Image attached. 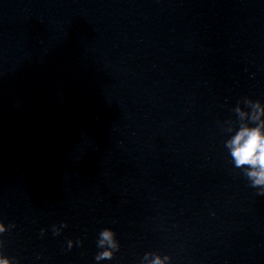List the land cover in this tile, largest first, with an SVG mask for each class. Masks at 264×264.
<instances>
[{"label": "water", "instance_id": "water-1", "mask_svg": "<svg viewBox=\"0 0 264 264\" xmlns=\"http://www.w3.org/2000/svg\"><path fill=\"white\" fill-rule=\"evenodd\" d=\"M249 98L264 102V0H0L6 254L264 264V195L224 146ZM103 227L120 248L97 262Z\"/></svg>", "mask_w": 264, "mask_h": 264}, {"label": "clouds", "instance_id": "clouds-1", "mask_svg": "<svg viewBox=\"0 0 264 264\" xmlns=\"http://www.w3.org/2000/svg\"><path fill=\"white\" fill-rule=\"evenodd\" d=\"M234 111L238 121L230 124V135L224 141V146L231 158L234 168L239 169L248 178L250 185L257 189L258 194L264 195V102L260 99H246L245 106L239 103ZM67 221L52 224L53 235H58L66 226ZM14 223H5L0 217V264H22L19 257L6 254L4 250V233L14 227ZM45 229H41V234ZM80 238L67 240V247L71 249L74 244H82ZM96 246L95 261L110 260L120 248V241L112 227L100 229ZM138 264H174L169 253L159 251H146L139 259Z\"/></svg>", "mask_w": 264, "mask_h": 264}]
</instances>
